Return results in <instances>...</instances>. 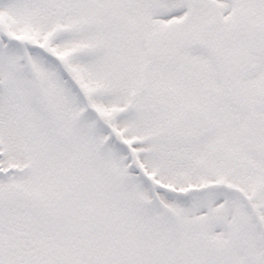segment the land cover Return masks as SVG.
I'll return each mask as SVG.
<instances>
[{
    "label": "snow or ice",
    "instance_id": "snow-or-ice-1",
    "mask_svg": "<svg viewBox=\"0 0 264 264\" xmlns=\"http://www.w3.org/2000/svg\"><path fill=\"white\" fill-rule=\"evenodd\" d=\"M0 264H264V0H0Z\"/></svg>",
    "mask_w": 264,
    "mask_h": 264
}]
</instances>
